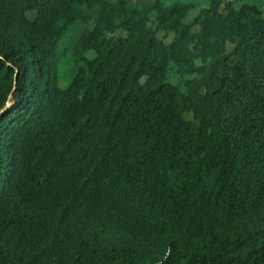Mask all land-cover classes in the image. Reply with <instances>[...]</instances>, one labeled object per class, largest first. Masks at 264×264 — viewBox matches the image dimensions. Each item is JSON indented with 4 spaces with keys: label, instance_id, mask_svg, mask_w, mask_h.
Returning <instances> with one entry per match:
<instances>
[{
    "label": "trees",
    "instance_id": "obj_1",
    "mask_svg": "<svg viewBox=\"0 0 264 264\" xmlns=\"http://www.w3.org/2000/svg\"><path fill=\"white\" fill-rule=\"evenodd\" d=\"M0 264H264L261 4L0 0Z\"/></svg>",
    "mask_w": 264,
    "mask_h": 264
},
{
    "label": "rangeland",
    "instance_id": "obj_2",
    "mask_svg": "<svg viewBox=\"0 0 264 264\" xmlns=\"http://www.w3.org/2000/svg\"><path fill=\"white\" fill-rule=\"evenodd\" d=\"M185 1H191V0H185ZM257 3L261 4L263 11H264V0H256ZM70 71V65L68 60H64L61 63L60 66V75H61V85L64 86L67 81L69 80V73Z\"/></svg>",
    "mask_w": 264,
    "mask_h": 264
},
{
    "label": "built area",
    "instance_id": "obj_3",
    "mask_svg": "<svg viewBox=\"0 0 264 264\" xmlns=\"http://www.w3.org/2000/svg\"><path fill=\"white\" fill-rule=\"evenodd\" d=\"M226 1H233V0H226Z\"/></svg>",
    "mask_w": 264,
    "mask_h": 264
}]
</instances>
